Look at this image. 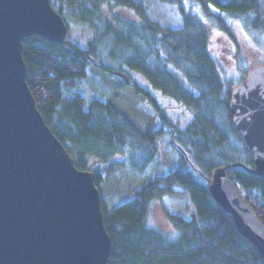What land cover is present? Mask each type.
Here are the masks:
<instances>
[{
    "label": "trees",
    "instance_id": "1",
    "mask_svg": "<svg viewBox=\"0 0 264 264\" xmlns=\"http://www.w3.org/2000/svg\"><path fill=\"white\" fill-rule=\"evenodd\" d=\"M158 1L173 9L178 26L153 20L135 0H50L67 35L59 44L23 39L26 85L46 126L75 168L93 173L98 191L106 176L124 173L130 198L100 195L111 241L107 264H264L209 192L212 172L224 169L264 224V179L254 173L228 108L249 70L237 83L223 79L210 46L211 27L229 39L233 23L264 32V0ZM117 8L137 22L113 13ZM72 25L87 30L84 46L68 39ZM89 74L104 81L105 98L81 93ZM133 74L191 118L174 122ZM162 161L163 169L154 171ZM153 201L174 237L148 225Z\"/></svg>",
    "mask_w": 264,
    "mask_h": 264
},
{
    "label": "water",
    "instance_id": "2",
    "mask_svg": "<svg viewBox=\"0 0 264 264\" xmlns=\"http://www.w3.org/2000/svg\"><path fill=\"white\" fill-rule=\"evenodd\" d=\"M63 19L50 0H0V264H107L111 241L94 175L73 160L36 109L26 85L23 39L62 43ZM232 125L264 179V65L232 90ZM209 192L264 259V224L224 169Z\"/></svg>",
    "mask_w": 264,
    "mask_h": 264
},
{
    "label": "rangeland",
    "instance_id": "3",
    "mask_svg": "<svg viewBox=\"0 0 264 264\" xmlns=\"http://www.w3.org/2000/svg\"><path fill=\"white\" fill-rule=\"evenodd\" d=\"M142 4L148 15L159 23L171 27L178 26V17L173 9H170L166 4L158 0H135ZM116 15L137 22L136 16L126 9H115ZM112 13V14H113ZM110 18L111 15H108ZM233 39L224 36L214 27L210 29V46L214 58L217 61L218 70L223 79H234L237 83L242 73L250 70L257 64H264V32H254L240 23L232 25ZM87 30L77 29L74 25L71 26V32L68 35L70 41L84 46L87 39ZM178 78H181L179 73L171 69ZM133 77L139 84L150 89L164 106L166 111L174 122L183 125L191 118L189 112L182 104H177L171 98L164 97L159 91L153 90L147 82L138 74H133ZM81 93L86 97L105 98L108 89L104 81L98 76L89 74L85 79L83 86L80 89ZM120 158V157H118ZM163 164L156 162L154 171L160 172L163 169ZM102 198L110 199L114 197L130 198L132 191L125 182L123 171L117 169L114 174L108 175L98 186ZM148 225L161 231L164 235L171 237L175 236L176 230L171 226L168 219L165 217L159 201H153L150 204Z\"/></svg>",
    "mask_w": 264,
    "mask_h": 264
}]
</instances>
